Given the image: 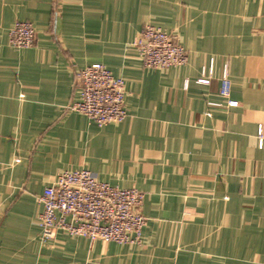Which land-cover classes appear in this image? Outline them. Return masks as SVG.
Segmentation results:
<instances>
[{
	"label": "crops",
	"instance_id": "crops-1",
	"mask_svg": "<svg viewBox=\"0 0 264 264\" xmlns=\"http://www.w3.org/2000/svg\"><path fill=\"white\" fill-rule=\"evenodd\" d=\"M17 20L32 46L9 43ZM149 23L178 33L186 64H143ZM93 62L125 78L121 122L67 107ZM82 167L145 193L140 244L42 238L39 196ZM0 264H264V0H0Z\"/></svg>",
	"mask_w": 264,
	"mask_h": 264
},
{
	"label": "built area",
	"instance_id": "built-area-1",
	"mask_svg": "<svg viewBox=\"0 0 264 264\" xmlns=\"http://www.w3.org/2000/svg\"><path fill=\"white\" fill-rule=\"evenodd\" d=\"M36 40V27L30 20H17L9 29V43L17 48L30 47ZM132 44L146 67L166 69L186 64L188 52L177 32L152 23L146 24ZM80 95L68 108L85 114L97 125L123 121L127 115L126 81L102 62H93L78 71ZM200 82L209 83L205 75ZM227 104L231 99V79L226 65L219 88ZM211 105L222 102L210 101ZM260 140L263 128H260ZM145 193L136 186L120 187L103 181L82 167L61 171L38 200L42 204L37 223L41 236L52 239L62 231L90 240L102 239L123 244H140L147 217L141 212Z\"/></svg>",
	"mask_w": 264,
	"mask_h": 264
}]
</instances>
